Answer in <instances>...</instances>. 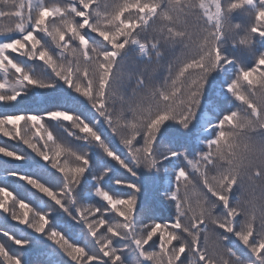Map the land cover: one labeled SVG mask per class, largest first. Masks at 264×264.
I'll use <instances>...</instances> for the list:
<instances>
[{"label":"snow or ice","instance_id":"obj_1","mask_svg":"<svg viewBox=\"0 0 264 264\" xmlns=\"http://www.w3.org/2000/svg\"><path fill=\"white\" fill-rule=\"evenodd\" d=\"M0 18V135L15 142L0 141V264H21L11 245L23 264H58L43 238L72 264H122V240L142 264H264V0H0ZM129 46L150 64L172 51L162 82L124 89ZM32 90L54 95L16 107ZM89 147L131 177L163 171L168 218L119 179L127 194L97 187L95 206L70 208L86 172L108 171L90 172Z\"/></svg>","mask_w":264,"mask_h":264},{"label":"trees","instance_id":"obj_2","mask_svg":"<svg viewBox=\"0 0 264 264\" xmlns=\"http://www.w3.org/2000/svg\"><path fill=\"white\" fill-rule=\"evenodd\" d=\"M49 2H55V0H49ZM8 22L9 21L6 18H0V27H3V25L7 24ZM149 38H150V36L142 35L140 37V40L143 41V40L149 39ZM2 39H3V37H0V40H2ZM172 54H173L172 51H170L168 49H164L162 51V55L159 58L158 63L153 62L150 64L146 60L141 58L143 54L140 53L138 47H136V46L127 47L124 50V52L122 53L123 64L125 67V71L128 74V77H127V79H125L124 84H123L124 89H126L128 92L134 91L137 79L141 76H143L146 81L150 80L153 83L162 82L166 76L167 64H168ZM11 55L16 56L17 54L11 53ZM21 63L26 68H28L34 76H36L38 78L46 79L50 76L49 70H47L42 65V62H40V61L21 60ZM146 69H147V71H146ZM53 95H54V93L52 92V90H46V91L32 90L28 93V96L26 98H23L21 101L18 102V105L16 107H19L21 109H32L33 107H35V105H34L35 98H37V97H50ZM57 124L58 123L54 124L52 129L55 128L57 126ZM53 131L56 134L57 131H55V130H53ZM62 135L63 136L60 139L65 141L66 144H68L69 146H71L73 148V146L71 145L72 144L71 141L67 138L68 135H66L64 133H62ZM0 138L7 139L6 137H3L2 135H0ZM73 139L76 140V142H78V143H84L83 141H80V140L76 139L75 137H73ZM11 142L15 143L14 141H11ZM196 143H198V141H194V146ZM202 146L203 145L201 144L200 147H202ZM89 149L92 150L89 152L93 153L92 154V158L94 159L93 162H95V164L97 166L96 169L94 167H91V169L97 171L98 166L100 167L104 163H107L108 165H110V163H114L112 161L106 160L103 153L99 149L89 147L87 150H89ZM197 150H199V149H197ZM98 160H100V161H98ZM89 163L92 164V161L89 160ZM21 166H25L23 164V162H15L13 164V167L19 168V169H17L18 171H21L20 170ZM111 173H112V171H111ZM157 177L162 178V175L158 174ZM129 179H132L131 176H129ZM155 182L157 183V186H154L151 189L148 188L149 182H147V181L145 182V186H147V190L146 189L143 190V186H141V194L138 196L139 202H138L137 207L139 208V204L143 202L146 195L150 196L153 199V201L155 202V209L157 211V212H155V215L159 216L160 220L167 219L168 215H167V217L164 216V212L168 211L167 203L164 201L163 196L161 195V193H164V192L157 190V187L160 186L158 179H156ZM112 187L113 186H111V188ZM161 211L163 213H161ZM124 241L125 240H122L120 242H124ZM76 243H79V242H76ZM52 244H54V243H52ZM125 245H127L129 247V250L125 254L121 253L122 264H128V259L129 258L131 259L132 257L135 258V264H142V262L139 260L138 255L130 252L131 251L130 242L127 241L125 244H123V246H125ZM54 247H56L57 250L60 252L58 257H62V259H63L62 262L64 264L72 263L71 260L65 255V253L57 245L54 244ZM119 247H121V246H119Z\"/></svg>","mask_w":264,"mask_h":264},{"label":"rangeland","instance_id":"obj_3","mask_svg":"<svg viewBox=\"0 0 264 264\" xmlns=\"http://www.w3.org/2000/svg\"><path fill=\"white\" fill-rule=\"evenodd\" d=\"M46 91V90H43ZM52 130L57 131L56 135L61 138L63 135L62 133L68 135V132L65 130V128L60 125L59 123L57 124V126L55 128H53ZM70 141H71V145L73 146L74 149H82L84 147V143H78L76 142V140L73 139V136H69L67 137ZM0 141H7L9 144H14L11 141H8L7 139H3L0 138ZM22 151H25L24 149H21ZM88 151V157L89 160L92 161V164L90 163V172L92 174H96V173H100L102 171V169H108V171L106 172V174L104 175L103 179L101 181H99V183H97V181L95 179L92 178V176L89 173H85V175L81 178L79 184L76 186V188H74L72 190V194H71V200L69 202V207L72 208L73 210H75V208L80 207V206H95L98 202V197L95 195V190L97 187H100L102 189H105L107 191H109L110 193H112L113 195L116 196H121V195H125L128 193V189L126 188H122L118 185H116L114 183L115 180H125V181H133L135 182L137 185L139 186H143V190L146 189L147 190V186H145V182H149L148 188L151 189L154 186H157V183L155 182V178L158 176V174L162 175V178L158 177V182L160 184V186L157 187L158 191H162L165 192L168 185L167 183V178L164 176L163 171H161L160 173H152V177L154 179L149 180L148 179V174H146L143 170L138 171V175L136 177H131L132 179H129L128 174L120 167V165L114 163H110V165H108L107 163L102 164L100 167L98 166L97 171L91 169V167H94L95 169L97 168L94 159L92 158V154L89 151H92L91 149L87 150ZM39 158H35L33 156L29 157V161L30 163H32L33 165L35 164V160H37ZM100 161V160H98ZM41 163H43V161H40ZM5 167H9V165H4ZM13 167V165H12ZM16 170L19 169L18 167H14ZM21 172H34L36 169L33 166L32 168H29L27 166H21ZM112 171V173H111ZM116 172V173H115ZM9 185L13 188L17 187V184L14 181H8ZM111 186H113L111 188ZM116 186V187H115ZM145 186V187H144ZM145 192V191H144ZM143 192V193H144ZM74 202V203H73ZM139 199H137V205H138ZM142 203L139 204V207ZM155 212L156 209H155ZM161 213H163L161 211ZM168 215V211L164 212V216L167 217ZM55 216L52 217L53 220H55ZM155 219H159V216L154 215ZM13 231L15 233L18 234L19 237H25L26 233L24 231H21L18 228L13 229ZM37 237V234L32 233V238L35 239ZM0 239H3L2 237H0ZM74 242H83L80 240H76L75 238H73ZM127 242V240H125L124 242H120L118 241L116 243V246H123V244H125ZM32 243V240L29 241L28 245H25V247H30ZM40 246L41 248L47 250L48 252L52 253L53 256L56 258V260L58 261V264H64L62 262V257H58L59 256V251L57 250L56 247H54V244L51 243V241L47 240V238H43L40 241ZM11 247L13 248V250L15 251V255L18 256L21 259V264H23V257H24V253L21 250H18L17 247L15 245H11ZM127 251L122 252L123 254H125ZM132 253L136 254L134 249L131 248ZM137 255V254H136ZM47 257L46 256H37L35 258L34 264H45ZM70 261V260H69ZM68 264H72V263H68Z\"/></svg>","mask_w":264,"mask_h":264}]
</instances>
